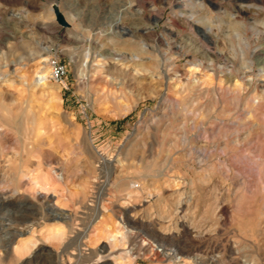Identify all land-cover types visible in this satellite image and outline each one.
Masks as SVG:
<instances>
[{
  "label": "rangeland",
  "instance_id": "obj_1",
  "mask_svg": "<svg viewBox=\"0 0 264 264\" xmlns=\"http://www.w3.org/2000/svg\"><path fill=\"white\" fill-rule=\"evenodd\" d=\"M93 46L103 69L95 79L86 69ZM45 58L52 71L65 67L63 80L36 83ZM263 84L264 0H0V264H174L164 254L124 256L143 241L122 238L120 218L128 209L145 216L143 204L174 191L177 177L196 197L210 199L217 184L225 197L237 193L236 216L250 222L205 221L206 246L237 238L230 228L249 230L264 211ZM183 124L184 150L195 125L207 129L206 165L167 150ZM236 130L251 131L247 147L212 146ZM46 176L49 191L35 183ZM253 239L263 247L264 236ZM253 250L242 246V262L264 264Z\"/></svg>",
  "mask_w": 264,
  "mask_h": 264
},
{
  "label": "bare ground",
  "instance_id": "obj_2",
  "mask_svg": "<svg viewBox=\"0 0 264 264\" xmlns=\"http://www.w3.org/2000/svg\"><path fill=\"white\" fill-rule=\"evenodd\" d=\"M76 8H77V6H76ZM237 13L239 16L240 15L248 16L249 8L245 5H241L238 7ZM196 28L200 33H202L203 37L208 38V39L213 41V38L210 35V31H208V30L204 31L199 27H196ZM97 29H99V28H97ZM81 43L83 45H85L83 42H81ZM91 44L92 43L90 42V46H91ZM93 47H94L93 49L95 50L94 61L90 65H87L86 69H87V72L94 73L93 78L95 79L97 76H100L102 74L103 69H101V67L94 66L95 63H100V62H98L96 60L99 56L95 55L96 50H98V48L96 46H93ZM219 55H216V57H218ZM44 60H45L44 61L45 64H43L44 66L41 68H38V70L36 72L37 73L36 83H38L42 86H48V84L50 82L49 79L52 77V75L54 73L52 70H50L51 68L49 69V66L47 65L48 59L45 58ZM82 66L85 67L84 63L81 65V67ZM84 79L86 80V78H84ZM83 83H84V80H83ZM237 83H236V85H238ZM217 88L220 90V92L224 91V87H223L221 82H219V84H217ZM262 93H263L262 95L264 96V84L262 85ZM235 103H236V101H235ZM166 108L167 109L170 108L168 106V103H167V105L163 104V107L161 108V110H165ZM12 122H13V120H12ZM13 125H14V122H13ZM256 126L257 125L255 124L254 127H256ZM194 127H195V129L199 130V134H197L195 136V140L193 142H191L188 150H184L185 147L187 146V144H189L188 142L190 140V138H189L190 136H188V134H187L186 124H183L180 127V129H179L180 134H178V135L174 134L175 135L174 138L169 140L168 142H166V146H167L168 151H173V150L178 151V154L181 158H189L193 161L194 165L202 167V166L206 165L207 162L210 160V156H208L210 137H209V135H207V137H205L204 134H208V131L201 124L195 125ZM258 127L260 128L257 130L258 132H264V127H262V126H258ZM162 129H163V127H162ZM165 134H166V130L164 129L161 132V136L164 137ZM251 136H252L251 131L243 132L240 130H236L230 138L228 137L225 141L219 140L217 142H214L212 144V146L216 150L221 149L224 152H227L228 150H230V148L247 147L251 143V139H250ZM147 139H149V137ZM224 155H225V153H224ZM48 158H50V157H48ZM55 161H56V159H55ZM187 161L188 160H186V162ZM223 162L224 161H221L222 164H223ZM191 167H194V166H190V168ZM52 171L55 172L54 169H52ZM226 172H227V170H226ZM7 176H8V174H7ZM208 177H210V176H208ZM222 180H224V179H222ZM199 182L202 185L207 184V183H205V177L200 178ZM35 183H36V186L41 188V190L44 189V190L49 191L48 188L51 185L50 177L46 176L42 179L37 178ZM130 183L131 182H128V183L123 185L124 191L128 190V188L130 187L129 186ZM172 183L174 184L176 189L174 191L170 192L166 197H163V196L158 194L155 197L153 202L152 201L147 202V203L143 204L144 207L141 206L143 208V211L146 213L145 216H141L140 214H138V212L135 209H128V210L124 211V213L120 219H121V226L125 229V232L121 235V237L124 239L125 238L134 239L135 242H138V243L140 241H143L142 246H140L139 248L137 246H136V248L135 247L130 248V250L127 253H124V256L126 255V257H131L132 254H134L135 252L138 253L141 251L142 253H140V254L150 253L156 257L164 254L165 256L170 258V260L173 261L174 264H181L182 262H184L185 257H189L190 260L193 259L194 264H206L208 262H210V264H244L242 262V252H241L243 245L257 251L258 256L260 255L259 252L262 250H263V254H264V244L262 247L253 239V236L257 237V238L260 236H264V221H263L264 211L262 209L258 213L257 221L253 225L251 224V227L249 230H245V229L236 230V229H231V228L229 229L230 233H235V231L238 232L237 238L235 236L234 239H229V238L223 239L222 238V240H220V241L219 240H212L210 242L209 246H206V243H208L207 242L208 238H210V237L208 235V232H205V230H203V228H202L205 221H210L213 226H218V225L220 226L221 225L225 229L226 228L228 229L234 223L239 224V226L243 225L245 227H247L250 224V222H248V220L246 222L242 219H239L236 216V211H235L234 206L232 205V202H234L235 198H238L237 193L233 194V195H235L233 197L229 194L227 195V193H226L225 195H227V196L225 197L220 193V186L217 184V185H215V187H212L211 189L209 188L211 191L209 190L210 192L207 195L210 196V199H206L205 198L206 196L204 198L202 196L196 197L195 193H194L195 191L194 192L191 190L187 191L188 189L182 191V189H183V187L181 188L182 180L179 177L174 178ZM208 184H207V186H208ZM240 184H241V182L239 180H237V179L233 180L232 179L231 188H236V187L239 188ZM145 185H148V183H145ZM165 186H167V185H165ZM134 187H136V186H134ZM137 187L139 188L140 186L138 185ZM148 187L152 189V184H149ZM143 189L141 188V190H143ZM150 192H151V190H150ZM167 193H165V194H167ZM151 195L152 194L150 193V196ZM55 197H57V196H51L50 199H52L51 200L52 202L54 201ZM45 201H47V200H44V202ZM54 202H53V205H55ZM200 204H202V206H200ZM200 208L202 209L201 215L198 214ZM57 210H58V208H57ZM57 215H59V214H57ZM221 231H222V229L217 230L218 233H220ZM119 238H120V233L118 232L115 234L114 241L119 240ZM262 241L264 242V239ZM168 243H170V245L172 243V247H173V248L171 247L172 249L168 250L165 247L166 245H168ZM35 247H36V245H35ZM21 250H22V248H21ZM106 251H107V246H104L101 249V252L105 253ZM121 257H123V256H121ZM102 258H104V257H102ZM118 259H119V256H118Z\"/></svg>",
  "mask_w": 264,
  "mask_h": 264
},
{
  "label": "built area",
  "instance_id": "obj_3",
  "mask_svg": "<svg viewBox=\"0 0 264 264\" xmlns=\"http://www.w3.org/2000/svg\"><path fill=\"white\" fill-rule=\"evenodd\" d=\"M53 73H54L53 76H55L59 80H63L67 74L65 67L60 65L55 66Z\"/></svg>",
  "mask_w": 264,
  "mask_h": 264
}]
</instances>
